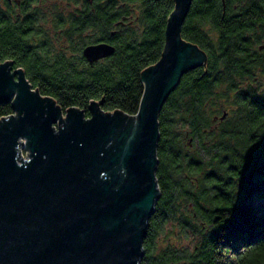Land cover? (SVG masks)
I'll return each mask as SVG.
<instances>
[{
    "label": "trees",
    "instance_id": "16d2710c",
    "mask_svg": "<svg viewBox=\"0 0 264 264\" xmlns=\"http://www.w3.org/2000/svg\"><path fill=\"white\" fill-rule=\"evenodd\" d=\"M175 9V0L148 2L139 19L134 16L132 26L120 32L115 55L96 65L25 63L24 55L14 54L35 44L28 29H0V63L16 60L14 69H23L33 89L53 98L64 113L77 108L90 118L97 102L107 113L135 117L145 92L142 74L161 60ZM182 38L207 61L182 77L160 114L161 197L141 264H264V62L251 61L264 57L257 50L264 44V0H194ZM257 68L259 94L253 86ZM224 113V121H214ZM14 114L11 104L0 106V119ZM257 132L261 144L251 154L227 143ZM222 169L237 183L231 185L229 177L219 183ZM200 176L205 185L196 194L192 183ZM175 221L184 230L199 231L200 244L191 255L170 246L156 254L157 241H167L166 227Z\"/></svg>",
    "mask_w": 264,
    "mask_h": 264
},
{
    "label": "water",
    "instance_id": "95a60500",
    "mask_svg": "<svg viewBox=\"0 0 264 264\" xmlns=\"http://www.w3.org/2000/svg\"><path fill=\"white\" fill-rule=\"evenodd\" d=\"M193 2L176 0L162 58L142 74L135 117L93 102L90 118L72 108L63 119L23 69L0 63V106L16 114L0 119V264H141L161 197L160 114L205 58L182 38ZM114 53L109 45L84 51L91 63Z\"/></svg>",
    "mask_w": 264,
    "mask_h": 264
},
{
    "label": "flooded vegetation",
    "instance_id": "af4514ba",
    "mask_svg": "<svg viewBox=\"0 0 264 264\" xmlns=\"http://www.w3.org/2000/svg\"><path fill=\"white\" fill-rule=\"evenodd\" d=\"M151 1L0 0V29H28L26 36L35 44L29 47L25 54L20 52L14 54L15 57L24 55L25 63L60 67L103 64L115 53L111 57L91 63L84 55L85 49L109 45L114 47L116 52L122 40L120 32L129 29L135 22L133 17L136 16L135 20L139 19ZM154 1L162 4L164 0ZM130 12L131 15L128 16ZM257 50L258 54L264 55V44L258 46ZM197 55L198 52L193 51L192 56ZM15 61L10 62L15 64ZM206 61V57L202 59L197 69L204 67ZM251 61L262 63L264 57H254ZM259 71L257 68L258 76L255 83L257 94L263 90V84L259 81L261 77ZM219 120L224 121L219 117L214 121Z\"/></svg>",
    "mask_w": 264,
    "mask_h": 264
},
{
    "label": "rangeland",
    "instance_id": "374dc122",
    "mask_svg": "<svg viewBox=\"0 0 264 264\" xmlns=\"http://www.w3.org/2000/svg\"><path fill=\"white\" fill-rule=\"evenodd\" d=\"M1 64H3V63H1ZM253 86L256 88L255 83ZM15 115L16 114H14L13 116H15ZM66 117H67V113H64L63 119H66ZM56 132L57 133L59 132V125L58 124L56 125ZM260 135H261V133L257 132L253 135V137H250L247 140H244L243 135H241V140H243V142L245 144H247L246 150H245V147L243 146L244 143L243 144L240 143L241 140L239 141V140L234 138L230 141H227V143L229 146L237 148L243 153L249 152V154H251L250 152L254 151L255 148L261 144V141H260L261 136ZM189 151L193 152L192 149L191 150L189 149ZM20 152H21L22 158L27 157V152H26L25 146L20 149ZM243 153H242V155H244ZM28 155H29V152H28ZM27 160H28V158H27ZM18 162L20 165L22 164L19 160H18ZM209 170L210 169H207L206 171L210 172ZM225 171H226L225 169L218 171L219 176L222 179L219 183L224 184L225 183L224 179L229 177L230 180L228 182L231 185L236 184L237 183V177L235 175H231V176L228 175L227 176L225 174ZM232 173H234V172H232ZM204 179H205V177H201V176L196 177L195 182L192 183L194 193L200 194V191L202 190V186L205 185ZM222 187L224 188V186H222ZM179 224H180L179 221H175V222H170L167 225L166 230H165L166 236H168L166 238L167 241L164 240L165 237L163 239L159 238V240L157 241V253L156 254L165 250V248L167 246L176 248V249L183 251V252H187V254H189V255H191L194 252L196 246L199 245L201 240H202L201 233H199V231H197V230L194 231L193 228H189L188 230L187 229L184 230L179 226ZM204 224H206V223H203V221L201 222V224H200V221L198 222L199 226L202 225V226L206 227L207 225L205 226ZM161 237H163V236H161Z\"/></svg>",
    "mask_w": 264,
    "mask_h": 264
},
{
    "label": "built area",
    "instance_id": "2783aa9c",
    "mask_svg": "<svg viewBox=\"0 0 264 264\" xmlns=\"http://www.w3.org/2000/svg\"><path fill=\"white\" fill-rule=\"evenodd\" d=\"M25 143H26V142H24L23 144L25 145ZM29 155H30V152H29ZM28 160H29V158H28Z\"/></svg>",
    "mask_w": 264,
    "mask_h": 264
}]
</instances>
